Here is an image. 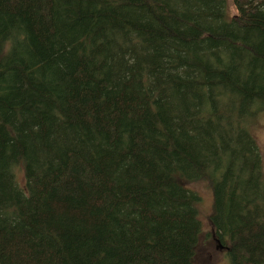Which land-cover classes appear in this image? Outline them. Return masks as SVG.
Listing matches in <instances>:
<instances>
[{"label":"rangeland","instance_id":"1","mask_svg":"<svg viewBox=\"0 0 264 264\" xmlns=\"http://www.w3.org/2000/svg\"><path fill=\"white\" fill-rule=\"evenodd\" d=\"M149 1L139 8L136 0H121L101 28L83 29L58 0H42L9 27L28 77L11 79L19 96L0 109V231L39 239L31 222L48 204L38 192L47 168L40 151L64 116L72 115L70 103L90 79L97 109L72 121L65 155L52 171L66 172L61 185L72 183L85 163L86 173L99 171L107 227L99 238L85 236V250L74 248L72 260L125 264V255L127 264H139L138 255L145 264H236L225 249L227 237L264 224V111L251 97L256 79L264 78V0ZM241 2L254 9L259 23L250 16L242 24L234 21L235 3ZM33 13L44 16L46 29L34 24ZM192 54L206 55L208 72L204 87L191 97L196 120L177 127L172 149L174 142L161 129L165 90L189 80L185 63ZM121 76L129 99L119 108L110 102L119 98L112 93H119L114 78ZM43 93L58 106L43 104ZM156 140L165 146L160 154L141 148ZM152 164L157 182L149 175ZM177 182H187V188ZM142 189L145 196L133 201ZM85 253L88 258H78Z\"/></svg>","mask_w":264,"mask_h":264},{"label":"trees","instance_id":"2","mask_svg":"<svg viewBox=\"0 0 264 264\" xmlns=\"http://www.w3.org/2000/svg\"><path fill=\"white\" fill-rule=\"evenodd\" d=\"M41 1L0 0V109L11 103L14 97L19 96L14 94V86L11 79L16 75H20L23 78L28 77L20 66V55L17 49L11 44L9 27L19 20L21 13L25 9L32 13L33 10L40 6ZM136 1L139 8L147 7L150 3L149 0ZM213 1L219 2L223 0ZM58 2L73 25L77 28L83 27V29L101 28V25L111 18L110 10L121 5V0H58ZM243 4V2L235 3L238 15L233 17L234 21L242 24V18L250 16L252 20L255 18L254 22L259 23L260 18L254 12V9L249 12V9L245 8ZM33 17L35 20L34 24L38 26L40 31L46 29L44 16L33 13ZM208 39L214 40L211 35ZM205 58L206 55L203 54L190 55L185 63L188 70L186 77H189V80L174 81L165 90L167 109L163 115V126L161 129L165 140L170 139L174 142L170 146L172 149H174L177 141L175 135L177 127L196 120L194 114L190 113L189 106L193 103L191 97L204 87L205 81L203 82V80L208 72ZM62 62L65 64L69 63V65L72 63L71 58H62ZM111 73L115 72L111 71ZM128 77L129 75L125 78L127 79ZM114 79L119 80L118 85L120 86L118 87L119 93L112 94H117L119 98L112 100L110 104L118 102L117 104L120 108V102L126 104L129 99L127 95L128 89L122 86V76ZM93 86L90 79H88L85 86L84 83H81L79 88H83L78 97L70 103L73 108V116L70 114L64 116L57 127V131L52 136L51 142L41 148V157L47 168L45 172L39 175L38 192L44 196L48 204L45 205L47 208L44 206V209H40L35 225L31 222L34 229L40 233L39 239L31 241L32 238L27 232L7 234L0 231V264H77L71 258V251L76 247L85 250V243L81 242L84 237L91 235L99 238L103 234V227H107L105 217H102L99 206V198H101L102 190H104L102 186L99 187L96 184L97 180L103 182V178L98 176L99 171L96 172L97 170L92 169L91 172L88 171L86 173L85 168L88 169L89 166L85 163L81 167L82 174L77 169L72 183H64V185H61L60 182L62 176H66V172L59 174L57 170L52 171L55 162H61V157L65 155L63 148L65 137L72 121L80 122L83 116L85 117L90 111L94 113L97 109L95 100H97L98 95L96 91L92 90ZM71 88L73 87L71 86ZM251 97L264 111V78L256 79ZM41 101L47 106H58L57 101L47 93L41 95ZM105 105L109 104L105 103ZM102 109V105L99 106V110ZM116 114L111 113L110 115L114 116ZM105 116L101 115V118L106 120ZM87 118L89 117L87 116ZM38 121L43 123L42 119ZM141 148L153 154H160L165 150L162 140L144 141L141 144ZM148 170H151L149 172L150 178L157 182L158 174L155 164H152ZM173 181L176 182L175 179ZM178 184L182 188H187V182ZM261 190L264 194L262 187ZM64 191L67 193L66 197H64ZM145 194L142 189L134 194V198L131 199L135 202H140ZM47 210H50V212L48 213ZM166 229L170 230L169 227H166ZM227 238L229 241L228 251L235 257L236 264H264V224L256 223L249 227L240 228L232 233V239L230 237ZM171 246L174 248L173 250H179L176 249L177 244L175 242ZM111 247L112 245H109V248ZM79 257L88 258L87 253ZM135 259L139 264H145V261L140 256L136 255ZM100 262L104 263L106 261L102 260ZM124 262L125 264L128 263V257L125 255ZM191 264H194L193 261Z\"/></svg>","mask_w":264,"mask_h":264},{"label":"water","instance_id":"3","mask_svg":"<svg viewBox=\"0 0 264 264\" xmlns=\"http://www.w3.org/2000/svg\"><path fill=\"white\" fill-rule=\"evenodd\" d=\"M226 250H228V248H225Z\"/></svg>","mask_w":264,"mask_h":264},{"label":"flooded vegetation","instance_id":"4","mask_svg":"<svg viewBox=\"0 0 264 264\" xmlns=\"http://www.w3.org/2000/svg\"><path fill=\"white\" fill-rule=\"evenodd\" d=\"M223 250H225V249H223Z\"/></svg>","mask_w":264,"mask_h":264},{"label":"bare ground","instance_id":"5","mask_svg":"<svg viewBox=\"0 0 264 264\" xmlns=\"http://www.w3.org/2000/svg\"><path fill=\"white\" fill-rule=\"evenodd\" d=\"M216 239V238H215Z\"/></svg>","mask_w":264,"mask_h":264}]
</instances>
